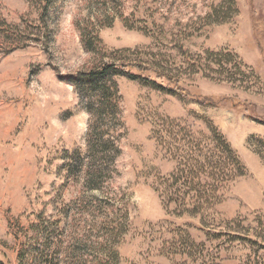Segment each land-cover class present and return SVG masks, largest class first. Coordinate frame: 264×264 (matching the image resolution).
I'll use <instances>...</instances> for the list:
<instances>
[{
	"label": "rangeland",
	"instance_id": "1",
	"mask_svg": "<svg viewBox=\"0 0 264 264\" xmlns=\"http://www.w3.org/2000/svg\"><path fill=\"white\" fill-rule=\"evenodd\" d=\"M92 2L54 0L47 45L32 35L44 28L40 0H0V264H31L37 216H56L80 195V185L67 184L64 166L86 149L88 99L76 82V74L95 63L79 31L86 18L108 53L128 50L131 60L179 78L193 97L217 103L117 78L122 153L104 192L129 205L120 264H264V0H237L225 23L206 20L222 0ZM126 19L137 28H128ZM225 49L237 57L223 64L227 74L218 73V65L197 69L189 60ZM163 118L204 141L214 124L247 168L206 214L169 213L157 191L159 178L177 166L175 148L158 138Z\"/></svg>",
	"mask_w": 264,
	"mask_h": 264
},
{
	"label": "trees",
	"instance_id": "2",
	"mask_svg": "<svg viewBox=\"0 0 264 264\" xmlns=\"http://www.w3.org/2000/svg\"><path fill=\"white\" fill-rule=\"evenodd\" d=\"M53 1L40 0L39 20L44 28L40 30L39 25L37 33L32 32L33 39L42 36L47 45L51 37L49 19ZM112 1L115 0H104V4L107 6ZM236 7L237 0H222L221 5L212 7L206 20L225 23L237 12ZM78 24L85 49L95 55L94 65L76 74V82L88 99L86 109L90 119L85 151L76 152L78 159L70 158L64 169L69 174L67 184L73 181L81 186V191L60 208L56 216L48 218L43 213L37 216L31 230V264H120L118 246L131 227L129 205L124 197L118 199L104 192L116 174V162L122 153L117 136L123 99L118 77L139 79L157 88L169 89L181 98L197 99L201 104H217L210 97H193L182 87L179 78L167 75L161 66L131 60L128 50L108 53L88 18ZM125 24L128 28H137L128 19ZM204 56L189 60L197 69L203 65L212 70L218 65L216 71L221 74L229 72L223 64L237 58L226 49L206 51ZM156 79L167 81L168 87L157 84ZM166 125L168 130H162ZM158 126L161 127L158 130L161 144L174 147L177 153L175 170L160 177L157 183V191L169 213L177 216L206 214L211 206L220 203L221 191L229 183L247 174L239 154L214 124L208 126L206 141L198 139L192 128L173 120L163 118Z\"/></svg>",
	"mask_w": 264,
	"mask_h": 264
}]
</instances>
